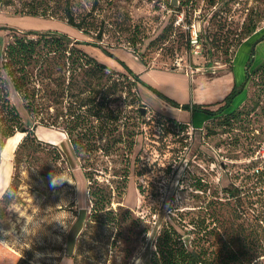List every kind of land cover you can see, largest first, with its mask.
I'll list each match as a JSON object with an SVG mask.
<instances>
[{"label":"rangeland","instance_id":"374dc122","mask_svg":"<svg viewBox=\"0 0 264 264\" xmlns=\"http://www.w3.org/2000/svg\"><path fill=\"white\" fill-rule=\"evenodd\" d=\"M215 1L195 0L196 7L187 15L188 24L186 13L174 11L171 0H75L74 13L77 21L84 23L82 29L70 26L62 16H24L16 15L14 8L0 9L1 57L13 31H56L80 42V47L99 62L114 60L123 71L127 72L122 62L128 60L129 65L146 62L147 66L190 76L182 79L189 91H173L175 97L170 98L180 105L175 106L154 92L158 101L139 91L126 72L113 71L119 74L112 77L119 84L116 91H121L114 107L123 109L126 127L141 135L127 161L115 155L102 157L106 163L99 168L100 179L112 189L113 210L122 208L135 218L145 217L151 229L132 245L123 234L114 247L112 240L104 244L92 238L99 226L85 228L91 210L87 178L66 134L33 118L8 82L24 128L37 126L34 134L45 144L34 139L24 143L26 133L20 131L0 152V264H16L20 259L30 264H144L142 253L162 223L176 224L181 215L190 219L209 203L215 206L223 201L224 189L240 186L242 174L264 171V93L258 91L254 78L248 93L239 94L233 102L232 109L242 103L243 116L232 126L209 118L201 128L188 123L189 128L183 130L169 122L187 120L190 111L183 105L202 103L215 110L223 105L226 94L221 89L231 83L227 75L237 50L234 70H240L239 51L245 45H238L248 37L247 26L256 25L257 30L264 27V0ZM171 23L174 32L170 40L165 45L157 42ZM195 32L203 35L204 50L199 54L187 48V34L192 38ZM210 47L213 54L208 52ZM250 59L252 72L260 65L255 57ZM129 65L125 64L130 69ZM91 69L77 68L78 85L90 89L99 83L95 89L113 91L107 82L111 74H97ZM133 95L137 100L131 104ZM141 108L146 109L144 117ZM53 114L50 109L44 115L49 123ZM125 166L129 180L124 190L117 189L114 171ZM54 172L65 174L71 183L53 187L50 178ZM245 183L251 184L249 180ZM127 246L133 249L128 259L124 258Z\"/></svg>","mask_w":264,"mask_h":264},{"label":"trees","instance_id":"16d2710c","mask_svg":"<svg viewBox=\"0 0 264 264\" xmlns=\"http://www.w3.org/2000/svg\"><path fill=\"white\" fill-rule=\"evenodd\" d=\"M74 1L0 0V9L14 8L16 15L24 16L46 18L62 16L67 19L70 26L82 29L84 23L78 22L75 17ZM179 1V6L173 10L178 12L182 10L186 13L187 19L188 13L196 7L195 0ZM215 2L210 0L211 4ZM187 23L191 24L188 19ZM173 26V23L166 26L157 42L167 44L174 32ZM85 32L89 31L86 29ZM255 32L256 25L247 26L248 37ZM202 36V34L198 36V42L201 50H204ZM209 38L208 35L205 40ZM186 41L189 51L194 49L189 34ZM80 44L68 35L56 31L22 33L13 31L3 56H0V152L7 140L20 131L26 133L24 143L34 139L40 145L45 144L36 138L34 130L24 128L21 114L11 100L7 88L10 82L22 97L33 118H40L39 122L43 126L60 129L70 141L88 183L91 210L85 228L99 226L92 238L104 244L112 240L111 247H114L124 234V240L132 245L139 236L148 234L151 230L148 220L145 217L135 218L129 210L122 211V208L119 211L113 210V192L111 187L100 179L99 168L106 163L102 157L115 155L117 159L122 158V162L127 161L141 132L126 127L122 122L123 109L114 107L121 98L119 95L121 91H116L119 84L112 77L119 74L86 53ZM212 50L213 47H210L208 52L213 54ZM108 54L115 58L113 54ZM233 63L234 58L232 66ZM122 65L134 82L146 86L169 103L180 106L141 81L123 62ZM250 65L251 62L247 67L244 83L234 86L223 100V105L216 110H209L199 104L187 107L183 105V108L192 113H204L210 119L221 120L223 125L232 126L243 116L241 105L237 109H232L233 102L239 94L246 90L248 93L252 78L258 91L264 93V65L252 72ZM208 66H211L210 63ZM79 67L92 68L91 72L95 71L97 74L110 73L107 82L111 83L108 88L113 91L95 89L100 87L99 83L95 88L80 87L75 73ZM76 89L79 91H74ZM130 100L132 104L137 99L133 95ZM138 100L140 101V98ZM50 109L54 110L52 123L44 116ZM169 122L183 130L190 126L174 119H170ZM113 175L117 179V189L124 190L129 180L128 167L115 170ZM239 179L241 185L225 188L223 201H218L215 206L209 203L190 219L181 215L176 224L162 223L153 231L146 253H142L144 264H264V187L258 188L264 186V171L257 169L249 175L242 174ZM248 180L251 187L245 183ZM121 193L119 190V194ZM85 232L83 231L81 236ZM107 232L108 235H105ZM127 234L131 235L130 239L126 237ZM132 251V247L127 246L124 258H130ZM16 264L30 263H24L20 259Z\"/></svg>","mask_w":264,"mask_h":264},{"label":"crops","instance_id":"0c3cea01","mask_svg":"<svg viewBox=\"0 0 264 264\" xmlns=\"http://www.w3.org/2000/svg\"><path fill=\"white\" fill-rule=\"evenodd\" d=\"M263 37H264V27L257 30V32H255L253 35H251L247 39H245L242 42V44L238 47V48H241L242 46L245 45V47H243V49H240V51H239V55H241V58H240L241 67H240V70H238L237 73H235V70H234L235 65H236V57L235 56L237 54V51H238L237 50L235 53V56H234V63H233L232 69L229 71V73L227 75V77L230 76L231 83L228 84L227 86H225L223 89H221V91H225L223 93L226 94V96L232 91L234 86H240L242 83H244L246 73H247V67H248L249 62H250V57H255V61H257V59H258L260 66L264 64V39H263ZM252 43H254L253 48H251ZM114 54L117 57H121L119 52H115ZM126 61H128V60H126ZM126 61H124V63L126 65H129L126 63ZM103 64L107 65L111 70H114L116 72H126L125 70L123 71L121 69L119 63H116L114 60H110V62H108V63L105 62ZM243 65H245L244 69H243ZM129 67H130V71L134 75L138 76L141 81H143L145 84L151 86L152 88L156 89L157 91L163 92V94L165 93V95L167 94L166 96L169 98L175 97L173 95V91H189L188 90L189 85L186 84V82L184 83V81L182 79H187L190 76L188 74L181 72V71H174V70H169L167 68H161V67H152L149 65L147 66V64H145V63L144 64H138V65L136 63H134V64H130ZM179 73H180V75H178ZM244 73H245V76H244ZM233 74L235 77L233 76ZM138 90L146 93V95H148L152 99L157 100L155 95L152 93V91L149 90L148 88L144 87L140 83L138 84ZM218 90H220V89H218ZM226 96H225V98H226ZM170 99H172V98H170ZM219 102H221V101H219ZM199 105H204L209 110H215L214 106H209V105L207 106V104H202V103ZM187 116H188V118L184 122L190 123L195 128L203 127L204 123H206L207 120L209 119V116H207L204 113H199V112L198 113L189 112V114H187ZM198 116H206L207 119L202 118V117H198Z\"/></svg>","mask_w":264,"mask_h":264},{"label":"clouds","instance_id":"9594fccd","mask_svg":"<svg viewBox=\"0 0 264 264\" xmlns=\"http://www.w3.org/2000/svg\"><path fill=\"white\" fill-rule=\"evenodd\" d=\"M70 182L68 176H66L65 174L63 173H56L54 172L52 175H51V178H50V183L53 187H56V186H59L61 185L63 182Z\"/></svg>","mask_w":264,"mask_h":264},{"label":"built area","instance_id":"2783aa9c","mask_svg":"<svg viewBox=\"0 0 264 264\" xmlns=\"http://www.w3.org/2000/svg\"><path fill=\"white\" fill-rule=\"evenodd\" d=\"M192 44L194 46L193 50H194L195 54H199L201 52V45L198 42V35L196 34V32L192 36Z\"/></svg>","mask_w":264,"mask_h":264},{"label":"water","instance_id":"95a60500","mask_svg":"<svg viewBox=\"0 0 264 264\" xmlns=\"http://www.w3.org/2000/svg\"><path fill=\"white\" fill-rule=\"evenodd\" d=\"M179 4H180V1L179 0H171V6L172 7H174V8L175 7H178ZM140 112H141V114H142L143 117L146 115V109L145 108H141L140 109ZM36 128H37V126H35L33 130H35Z\"/></svg>","mask_w":264,"mask_h":264},{"label":"flooded vegetation","instance_id":"af4514ba","mask_svg":"<svg viewBox=\"0 0 264 264\" xmlns=\"http://www.w3.org/2000/svg\"><path fill=\"white\" fill-rule=\"evenodd\" d=\"M263 65H264V64H263ZM261 66H262V65H261ZM261 66H260V67H261ZM260 67H259V68H260Z\"/></svg>","mask_w":264,"mask_h":264}]
</instances>
